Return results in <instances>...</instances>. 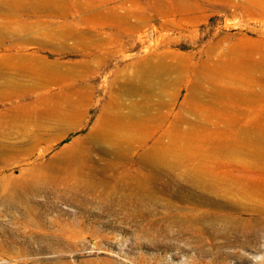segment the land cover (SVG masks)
Returning <instances> with one entry per match:
<instances>
[{
	"label": "rangeland",
	"instance_id": "rangeland-1",
	"mask_svg": "<svg viewBox=\"0 0 264 264\" xmlns=\"http://www.w3.org/2000/svg\"><path fill=\"white\" fill-rule=\"evenodd\" d=\"M263 63L264 0H0V264H264Z\"/></svg>",
	"mask_w": 264,
	"mask_h": 264
},
{
	"label": "crops",
	"instance_id": "crops-1",
	"mask_svg": "<svg viewBox=\"0 0 264 264\" xmlns=\"http://www.w3.org/2000/svg\"><path fill=\"white\" fill-rule=\"evenodd\" d=\"M263 67H264V65H263ZM262 75H263V79H264V71H263ZM263 91H264V85H263ZM262 106L264 107V102H263V105ZM251 116H252V119H253V117H256L257 120L256 121H251L247 125H251V126L264 125V109L261 110L260 113L259 112H256L255 114L253 113ZM258 119H262V120L261 121H258Z\"/></svg>",
	"mask_w": 264,
	"mask_h": 264
}]
</instances>
